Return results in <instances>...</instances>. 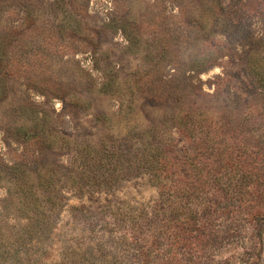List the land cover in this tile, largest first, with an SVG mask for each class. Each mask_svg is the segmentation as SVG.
I'll return each mask as SVG.
<instances>
[{
    "label": "rangeland",
    "instance_id": "rangeland-1",
    "mask_svg": "<svg viewBox=\"0 0 264 264\" xmlns=\"http://www.w3.org/2000/svg\"><path fill=\"white\" fill-rule=\"evenodd\" d=\"M0 264H264V0H0Z\"/></svg>",
    "mask_w": 264,
    "mask_h": 264
},
{
    "label": "trees",
    "instance_id": "trees-1",
    "mask_svg": "<svg viewBox=\"0 0 264 264\" xmlns=\"http://www.w3.org/2000/svg\"><path fill=\"white\" fill-rule=\"evenodd\" d=\"M164 170H159V172H156V176L160 179L162 178V175ZM203 183L196 185L193 184L191 187H179L177 191H174V196L181 200L180 204L176 206V208L171 212V214L167 217H165L163 220L165 221V225L168 226L170 230L172 228L177 230L179 233L176 235L179 240L187 241V247H190L192 239H189V233L188 231H197L199 229V220L197 218V212L192 210L189 207V204L192 203V200L194 201L195 198H199L196 195H198L203 190ZM196 196V197H194ZM250 219L255 220L258 217H262L261 214L257 215L254 213L249 212Z\"/></svg>",
    "mask_w": 264,
    "mask_h": 264
}]
</instances>
